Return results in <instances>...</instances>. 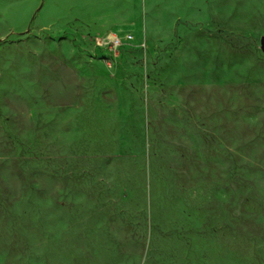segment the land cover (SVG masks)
<instances>
[{
    "label": "rangeland",
    "instance_id": "1",
    "mask_svg": "<svg viewBox=\"0 0 264 264\" xmlns=\"http://www.w3.org/2000/svg\"><path fill=\"white\" fill-rule=\"evenodd\" d=\"M42 1L0 0V264H264V0H147L100 53Z\"/></svg>",
    "mask_w": 264,
    "mask_h": 264
},
{
    "label": "crops",
    "instance_id": "2",
    "mask_svg": "<svg viewBox=\"0 0 264 264\" xmlns=\"http://www.w3.org/2000/svg\"><path fill=\"white\" fill-rule=\"evenodd\" d=\"M145 3L147 0H43L39 20L50 22L64 12L63 19L67 20L80 12L84 24V50L91 53L96 52L91 36L108 30L116 35L132 30L128 27L136 26L138 13L146 7ZM51 9H56V14L46 15ZM62 23L67 24V21Z\"/></svg>",
    "mask_w": 264,
    "mask_h": 264
},
{
    "label": "bare ground",
    "instance_id": "3",
    "mask_svg": "<svg viewBox=\"0 0 264 264\" xmlns=\"http://www.w3.org/2000/svg\"><path fill=\"white\" fill-rule=\"evenodd\" d=\"M56 12H57L56 9H51L49 12H46V15L48 13H50V15H55ZM153 14H155L156 17H161L164 15V11L162 9H157ZM128 28H132L134 30V32H137L140 28V21L139 20L137 21L136 26H134V27L129 26ZM96 53H100L99 49L96 50Z\"/></svg>",
    "mask_w": 264,
    "mask_h": 264
},
{
    "label": "built area",
    "instance_id": "4",
    "mask_svg": "<svg viewBox=\"0 0 264 264\" xmlns=\"http://www.w3.org/2000/svg\"><path fill=\"white\" fill-rule=\"evenodd\" d=\"M112 34H113L112 40H111L112 44L117 46L121 42V38L114 33H112Z\"/></svg>",
    "mask_w": 264,
    "mask_h": 264
}]
</instances>
